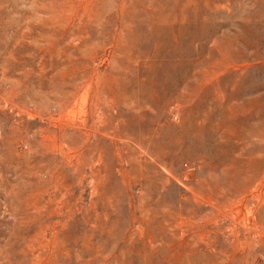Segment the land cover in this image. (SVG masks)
<instances>
[{
    "label": "rangeland",
    "instance_id": "obj_1",
    "mask_svg": "<svg viewBox=\"0 0 264 264\" xmlns=\"http://www.w3.org/2000/svg\"><path fill=\"white\" fill-rule=\"evenodd\" d=\"M0 264H264V0H0Z\"/></svg>",
    "mask_w": 264,
    "mask_h": 264
},
{
    "label": "bare ground",
    "instance_id": "obj_2",
    "mask_svg": "<svg viewBox=\"0 0 264 264\" xmlns=\"http://www.w3.org/2000/svg\"><path fill=\"white\" fill-rule=\"evenodd\" d=\"M179 30H180V29H179ZM217 41H218V40H217ZM173 52H174V51H173ZM173 52L171 51L172 54H173ZM175 53H176V52H175ZM175 53H174V54H175ZM172 54H171V56H172ZM168 56H170V53L168 54ZM108 61H109V60H108Z\"/></svg>",
    "mask_w": 264,
    "mask_h": 264
}]
</instances>
